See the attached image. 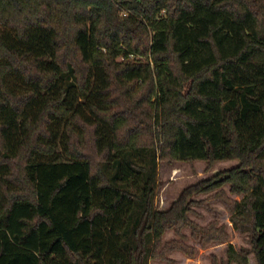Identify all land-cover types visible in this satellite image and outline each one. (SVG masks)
Returning a JSON list of instances; mask_svg holds the SVG:
<instances>
[{
	"label": "trees",
	"instance_id": "16d2710c",
	"mask_svg": "<svg viewBox=\"0 0 264 264\" xmlns=\"http://www.w3.org/2000/svg\"><path fill=\"white\" fill-rule=\"evenodd\" d=\"M156 160L238 164L156 211ZM213 201L264 264V0H0V264L194 257Z\"/></svg>",
	"mask_w": 264,
	"mask_h": 264
},
{
	"label": "rangeland",
	"instance_id": "374dc122",
	"mask_svg": "<svg viewBox=\"0 0 264 264\" xmlns=\"http://www.w3.org/2000/svg\"><path fill=\"white\" fill-rule=\"evenodd\" d=\"M119 58L118 61H122ZM154 99H152L153 101ZM145 159L151 160L148 151L144 152ZM237 161H220L207 167L206 163L194 162H159L156 160L153 179V207L156 211L166 210L174 202L181 191L190 185L201 181L209 180L217 175H221L237 166ZM222 190L231 200L240 201L241 196H235L229 192L228 186L224 185ZM211 192L204 195L193 197V200L200 201L213 195ZM189 219L200 227H206L214 223L216 227H223L228 241L225 243H213L206 248H200L194 242L188 229H183L185 240L183 243L196 250L194 257H188L180 252H173L167 255V261H150L148 264H237L228 260V246L231 245L236 254L244 257L247 264H256L251 244L248 236L241 235L233 229L230 217L231 214L223 206L221 201H213L206 206L191 207ZM169 240H180L172 230L166 231L163 235V242Z\"/></svg>",
	"mask_w": 264,
	"mask_h": 264
}]
</instances>
